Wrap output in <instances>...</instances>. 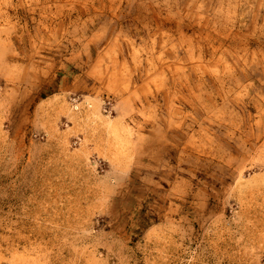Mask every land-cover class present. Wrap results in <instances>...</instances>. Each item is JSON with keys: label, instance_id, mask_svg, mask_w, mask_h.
Listing matches in <instances>:
<instances>
[{"label": "rangeland", "instance_id": "1", "mask_svg": "<svg viewBox=\"0 0 264 264\" xmlns=\"http://www.w3.org/2000/svg\"><path fill=\"white\" fill-rule=\"evenodd\" d=\"M0 264H264V0H0Z\"/></svg>", "mask_w": 264, "mask_h": 264}]
</instances>
